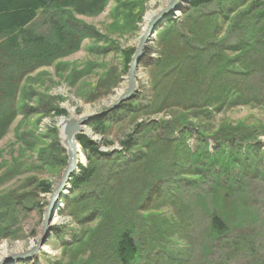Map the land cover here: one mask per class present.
I'll return each instance as SVG.
<instances>
[{"label":"rangeland","instance_id":"1","mask_svg":"<svg viewBox=\"0 0 264 264\" xmlns=\"http://www.w3.org/2000/svg\"><path fill=\"white\" fill-rule=\"evenodd\" d=\"M189 1L178 4L160 21L142 51L135 90L115 107L128 88V67L146 28L144 18L158 10L161 0H106L97 14L72 13L70 23L84 33L77 51L22 80L13 107L17 115L0 139V255L2 251L9 257L28 252L43 236L51 192L39 190L47 183L52 191L66 168L63 121L90 117L80 135L90 140L96 156L88 164L77 142L79 164L74 176L80 166L90 164L96 172L93 181L73 195L71 178L56 202L44 244L30 259L9 264L67 263L77 243L90 233H95L90 246L83 248L77 262L90 252L97 256L91 264H104L108 247L99 243L111 233L113 212H129L135 204L142 218H169L175 222L176 235L181 234L179 241L172 238L163 243L173 260L159 256L156 239L149 237L139 264H264V69L256 64L259 72L249 77L259 93L252 96L254 100L207 114L203 110L183 114L182 129L177 122L184 111L178 98L193 90L188 83L204 79V62L210 59L209 49L204 53V46L191 43L190 30L207 28L212 45L236 49L241 39H247L239 18L253 17L255 25V15L264 14V0H226L223 11L219 5L192 11ZM235 17L238 22L232 26ZM46 24L42 17L36 29L46 34ZM184 42L189 46L186 51ZM249 55V60L256 58L264 64V48ZM181 57L187 63L183 74L178 69ZM162 81L168 85L166 94L158 92L164 88ZM168 97L174 108L158 111ZM57 110L64 115H57ZM100 118L107 122L102 136L89 128V123ZM232 129L239 131L237 138H232ZM127 140L130 144L123 147L121 143ZM176 144L188 152L182 163L204 152L233 156L235 168L220 165L218 176L200 173L199 179L179 178L174 165ZM153 190L167 197L158 195L156 202H142ZM102 211H108L105 220L98 219ZM213 215L223 217L227 226L216 238L208 232ZM142 242L140 237L138 243Z\"/></svg>","mask_w":264,"mask_h":264},{"label":"trees","instance_id":"2","mask_svg":"<svg viewBox=\"0 0 264 264\" xmlns=\"http://www.w3.org/2000/svg\"><path fill=\"white\" fill-rule=\"evenodd\" d=\"M225 1L190 0L188 9L198 11V9L210 5H219L220 10L223 11ZM105 2L106 0H0V139L4 137L8 127L17 115V109L13 107L22 80L37 68L49 65L56 61V59L69 55L79 48V43L84 37V33L81 34L83 30L77 29L76 26H72V23H70L71 18L69 17L73 16L72 13L80 15L97 14L102 11ZM255 16H257L255 25L252 20L253 17L246 20L239 18L244 21L241 28L242 30L244 29L247 39L246 41L241 39L240 45H235L238 46L236 49L234 46L220 49L216 45H212L207 40L212 37L207 28H204L203 31V27L201 26L200 32L194 28L190 30L189 33L192 36L191 43L204 46V53L209 49L210 59L208 62H204V79L200 78L201 75L198 77L200 79H196V82L194 81L193 84V81L188 83V86L193 90L189 92L184 91L181 97L178 98L180 105H182L181 109L184 110L180 111L182 113L179 114L180 117H177V122H180L178 124L181 125V129L183 128V124L181 123L185 120L183 114L198 110H203L204 114L212 111L217 112L229 106L244 105L254 100L252 96L258 97L259 93L256 95L257 90L254 87L252 79H249V77L259 72L256 64L260 65V68L263 69L264 64H262V61L256 60V58L254 61L252 59L249 60L248 57H250L249 54L255 53L257 48H264V14L258 13ZM42 17L47 19L46 25L49 29L46 34L36 29V24ZM194 21L197 23L195 19ZM237 22L238 19L235 17L231 19L230 24L234 26ZM198 23L202 24L201 21ZM167 25H170V23ZM185 43L182 44L184 51L189 49L188 44ZM213 47H217V50L211 49ZM229 53L230 55L235 54L239 57L230 56ZM182 59L181 57L178 62V69L181 74H183L184 66H187V63L183 62ZM181 62L183 63L181 64ZM162 83L164 84L165 82L162 81ZM167 86L166 82L164 88H159L158 92L166 94ZM167 95L170 98L172 96V94ZM170 98L168 97V99L161 101L158 111H167L174 108L172 103H170ZM56 113L59 116L64 115L60 110H57ZM105 120L100 118L93 121L89 123V128L93 133L102 136L106 131L107 122ZM183 130L184 133L182 135L185 136L186 131L185 129ZM230 132L233 136L232 138H237L235 136L239 131L232 129ZM200 136L203 137V134ZM224 139L227 140V137ZM76 140L80 144L82 151L86 153L89 164L90 160H92L91 157L96 156L94 146L83 135L77 136ZM121 144L123 147H128L130 141L127 140ZM149 148L146 147L147 151ZM185 148L177 144L174 148V154L176 155L174 164L176 166L175 174L179 178L195 179L198 177L199 179V177H202L199 175L200 173L204 176L215 173L218 176V173H222L219 168L220 165L225 167L224 169L233 170L235 168L234 161L232 160L233 156H222V154L210 156L204 152L198 153L189 162L185 161L182 163V158L188 153L185 151ZM221 159H225V165H223L224 163L221 162ZM217 169L219 172L216 171ZM95 172V168L91 164L86 167L80 166L79 173L72 177L70 182V195H73L82 187L88 186L93 181ZM200 180L203 181L202 179ZM40 187L39 191L42 194L51 192V187L47 183L41 184ZM158 195L167 197L158 190H153L152 196L149 195L142 202H156V198L160 197ZM168 198L170 199V197ZM172 200H174V197ZM166 202L171 203L168 200ZM139 209L135 204L130 207L129 212L124 213L121 211L122 209L116 214H114L115 211L113 212L111 233L103 237L102 243H99L108 247L107 253L105 252L106 255L104 254L107 257V260L103 262L104 264L107 261L109 264L111 262L112 264H139L143 249L149 247L146 243L149 237L152 238L151 240L156 239L154 242L158 243L159 249L156 252L159 253V256H164L167 261L170 260L169 258L174 259L172 252H169L163 243L172 242V238L178 241L181 239V234L176 235L177 232L174 229L175 222L169 218H162L156 215L142 218ZM146 210L145 208L141 211ZM97 216L98 219L105 220L108 217V211L106 213L105 211L99 212ZM224 220L223 217L217 215H213L210 218L208 232L211 237L216 238L226 231L227 226ZM93 234L90 233L86 240H83L84 242L80 240L77 243L78 247L75 248V252H72V255H70L73 259L62 264L93 263V259L97 258V256L90 252L88 257H85L83 260L82 257H79L80 260L77 262L80 253H83V248L90 246ZM140 237L144 241L142 245L138 243ZM178 241L174 240V243Z\"/></svg>","mask_w":264,"mask_h":264},{"label":"water","instance_id":"3","mask_svg":"<svg viewBox=\"0 0 264 264\" xmlns=\"http://www.w3.org/2000/svg\"><path fill=\"white\" fill-rule=\"evenodd\" d=\"M189 0H172L166 10L162 11L159 15L155 16L148 24L146 25L144 34L139 40V44L136 48L135 55L132 59L131 64L128 67L127 80H128V88L125 93L122 94L121 98L118 99L114 103V107L117 106L120 102L127 100L135 90V73L137 71V67L142 55V51L146 44L153 37L154 33L160 26V21L163 20L165 15L171 14V12L176 8V6L180 3H187ZM112 108V107H111ZM110 109V108H109ZM90 117H84L79 120L69 119L67 121L62 122V138L63 145L66 148L67 152V164L66 168L62 172L59 182L55 186V188L51 191L50 196L48 198V206L44 211L43 218V236L41 239L37 241V245L29 250L28 252L12 255L8 258L3 259L0 264H9L13 261H25L34 256L40 247L44 244L45 239L48 234V226L49 221L51 220V216L53 214L54 207L56 202L60 196L61 191L65 188V185L69 183L72 177H74L75 172L77 171V166L79 164L78 160V145L76 141V137L82 133L83 126L87 125Z\"/></svg>","mask_w":264,"mask_h":264},{"label":"bare ground","instance_id":"4","mask_svg":"<svg viewBox=\"0 0 264 264\" xmlns=\"http://www.w3.org/2000/svg\"><path fill=\"white\" fill-rule=\"evenodd\" d=\"M172 0H161L160 2V6L158 8L157 11H154V12H148L144 18V27L145 25L148 24V22H150L155 16L159 15L162 11L166 10V8L168 7V5L170 4ZM144 34V31L142 33V35ZM142 37V36H141ZM139 44V39H138V42ZM112 103V102H110ZM89 135V133H88ZM90 136V135H89ZM94 139V138H93ZM55 220H53L52 224L54 223ZM9 256L6 254L5 251H2L1 255H0V262L5 259V258H8Z\"/></svg>","mask_w":264,"mask_h":264}]
</instances>
